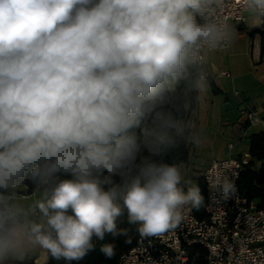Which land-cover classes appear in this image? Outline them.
<instances>
[{
  "label": "clouds",
  "instance_id": "clouds-1",
  "mask_svg": "<svg viewBox=\"0 0 264 264\" xmlns=\"http://www.w3.org/2000/svg\"><path fill=\"white\" fill-rule=\"evenodd\" d=\"M221 4L0 0V264L38 249L78 261L94 237L125 234V211L142 237H159L200 209L199 186L185 190L180 165L153 157L201 144L185 114L207 90L205 55L234 38ZM242 4L264 18V0ZM29 183L31 203L20 199Z\"/></svg>",
  "mask_w": 264,
  "mask_h": 264
},
{
  "label": "crops",
  "instance_id": "crops-1",
  "mask_svg": "<svg viewBox=\"0 0 264 264\" xmlns=\"http://www.w3.org/2000/svg\"><path fill=\"white\" fill-rule=\"evenodd\" d=\"M228 24L234 38L227 49L205 55L207 90L191 99L185 118L201 138L199 146L187 144V160L179 164L185 185L192 179L196 183L213 160L243 155L249 156L252 170L264 181V165L249 154L250 136L264 133V29L250 12L242 26ZM249 113H254L251 119ZM24 191L20 199L27 203L40 198V193ZM47 261V254L38 249L22 264Z\"/></svg>",
  "mask_w": 264,
  "mask_h": 264
},
{
  "label": "built area",
  "instance_id": "built-area-1",
  "mask_svg": "<svg viewBox=\"0 0 264 264\" xmlns=\"http://www.w3.org/2000/svg\"><path fill=\"white\" fill-rule=\"evenodd\" d=\"M247 13L242 0H222L216 10V16L236 27L244 24ZM258 18L264 29V18ZM249 163L247 155L213 160L202 175L207 190L204 217L185 208L179 227L159 237L139 233L116 264H264V201L249 200L238 187L239 175ZM225 181L235 186L228 198L218 191Z\"/></svg>",
  "mask_w": 264,
  "mask_h": 264
},
{
  "label": "trees",
  "instance_id": "trees-1",
  "mask_svg": "<svg viewBox=\"0 0 264 264\" xmlns=\"http://www.w3.org/2000/svg\"><path fill=\"white\" fill-rule=\"evenodd\" d=\"M194 96L192 99H194ZM185 114V118H186ZM148 153L145 152L144 155ZM187 144L183 140H178L177 145L173 148L166 150L161 156L153 157L156 160H163L165 163H184L187 160ZM249 154L250 156L256 160L260 161L262 165H264V133H257L250 136L249 142ZM63 178H71L69 176H65ZM119 179L118 177L116 178ZM264 183L252 170V162L246 166L245 170L240 173L238 179V187L241 193L247 197L249 200L261 199L264 201V187H260L261 184ZM202 195L204 196V204L200 207V209H192L193 214L197 218H203V208L207 201V190L205 186V182L202 176L196 179V183ZM35 191V186L29 183L28 188H25L24 193L29 195L33 194ZM138 224L130 223L128 220L127 212L125 211L117 220V228L125 230V234H119L113 236L110 233H106L103 240L93 238V248L90 249L86 255L76 261H66L63 258L60 260H56L51 256L47 255V263L46 264H116L118 257L131 249L136 242V236L139 234ZM106 244L114 245L115 254L112 257H108L102 251V247Z\"/></svg>",
  "mask_w": 264,
  "mask_h": 264
},
{
  "label": "rangeland",
  "instance_id": "rangeland-1",
  "mask_svg": "<svg viewBox=\"0 0 264 264\" xmlns=\"http://www.w3.org/2000/svg\"><path fill=\"white\" fill-rule=\"evenodd\" d=\"M193 184H195V182H194L193 179H192L191 181H188V182H187V185H188V186H191V185H193ZM20 194H22V192H21ZM25 202H27V201H25Z\"/></svg>",
  "mask_w": 264,
  "mask_h": 264
}]
</instances>
